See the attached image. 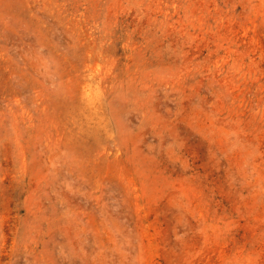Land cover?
<instances>
[{
    "label": "rangeland",
    "instance_id": "374dc122",
    "mask_svg": "<svg viewBox=\"0 0 264 264\" xmlns=\"http://www.w3.org/2000/svg\"><path fill=\"white\" fill-rule=\"evenodd\" d=\"M0 264H264V0H0Z\"/></svg>",
    "mask_w": 264,
    "mask_h": 264
}]
</instances>
